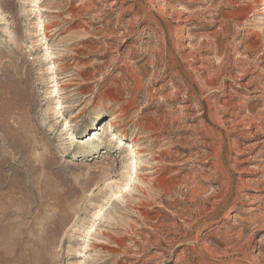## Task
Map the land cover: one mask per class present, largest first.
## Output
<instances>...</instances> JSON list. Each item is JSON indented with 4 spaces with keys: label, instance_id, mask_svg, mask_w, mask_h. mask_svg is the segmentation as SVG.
<instances>
[{
    "label": "rangeland",
    "instance_id": "rangeland-1",
    "mask_svg": "<svg viewBox=\"0 0 264 264\" xmlns=\"http://www.w3.org/2000/svg\"><path fill=\"white\" fill-rule=\"evenodd\" d=\"M263 8L0 0V264H264Z\"/></svg>",
    "mask_w": 264,
    "mask_h": 264
},
{
    "label": "bare ground",
    "instance_id": "bare-ground-1",
    "mask_svg": "<svg viewBox=\"0 0 264 264\" xmlns=\"http://www.w3.org/2000/svg\"><path fill=\"white\" fill-rule=\"evenodd\" d=\"M262 2L264 3V0H262ZM254 4V3H253ZM249 8H250V10H251V6H248ZM247 7V8H248ZM252 8H253V6H252ZM246 10V9H245ZM243 13V12H242ZM261 14H264V8H263V11H262V13ZM250 84V83H249ZM253 84V83H252ZM210 86V85H209ZM59 91V90H58ZM222 104V103H221ZM223 107V106H222ZM230 114V113H229ZM231 115V114H230ZM253 121V120H252ZM251 124V123H250ZM255 126V125H254ZM247 127H249V125L247 126ZM250 128V127H249ZM262 128V127H261ZM106 129H114V126H113V124H109V123H107V128ZM119 130L120 129H122V127H119L118 128ZM258 129V128H257ZM260 130V129H259ZM259 130H255L254 132H250V134L253 136V137H256V136H258L259 134ZM261 134V133H260ZM263 142H264V140H263ZM136 173V172H135ZM1 190V189H0ZM32 207H33V205H30L29 204V206H27L25 209H23V210H21L20 208H16L15 207V204H14V200L13 199H11V200H9V202L7 203V206L5 207V208H3V207H0V224L2 223H5V224H3L2 225V228L1 229H3L4 227H5V230H7V231H11V230H13L14 228H17V226H21V225H23V227H24V224H23V222L24 221H26V220H28V219H31L32 218V216H31V214H30V210L32 209ZM13 220H19V222L18 223H11L10 225H9V227L7 226H5V225H7V223H10L11 221H13ZM32 220V219H31ZM30 223V222H29ZM15 231H16V229H14ZM2 232V231H1ZM11 232H13V231H11ZM3 235L5 234V232L4 233H2ZM7 234H8V232H7ZM52 234H53V232H52ZM14 235V234H13ZM50 235V234H49ZM54 234L53 235H50V236H48V240H53L54 239ZM5 237V236H4ZM1 239V238H0ZM9 239V238H8ZM35 235L34 234H32L31 233V231H30V226H28L27 228H22L21 230H20V234H19V236L18 237H16L15 238V243H14V248L15 249H13V250H15V258H17V256H16V253H20L21 252V254L24 252V250H23V245L24 244H32V243H34L35 242ZM5 240V239H4ZM12 240H13V238H12ZM2 241V240H1ZM0 241V242H1ZM3 242H5V241H3ZM25 246V245H24ZM29 246V245H28ZM41 246H40V248H38V249H36L35 250V252L37 253V254H39L40 252H41ZM14 258V259H15Z\"/></svg>",
    "mask_w": 264,
    "mask_h": 264
}]
</instances>
